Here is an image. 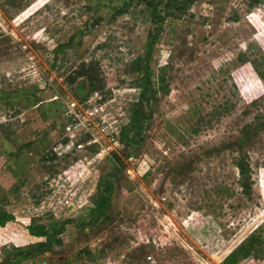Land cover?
Here are the masks:
<instances>
[{
	"label": "rangeland",
	"instance_id": "rangeland-1",
	"mask_svg": "<svg viewBox=\"0 0 264 264\" xmlns=\"http://www.w3.org/2000/svg\"><path fill=\"white\" fill-rule=\"evenodd\" d=\"M170 1L0 0V264H264V0Z\"/></svg>",
	"mask_w": 264,
	"mask_h": 264
},
{
	"label": "trees",
	"instance_id": "trees-1",
	"mask_svg": "<svg viewBox=\"0 0 264 264\" xmlns=\"http://www.w3.org/2000/svg\"><path fill=\"white\" fill-rule=\"evenodd\" d=\"M195 0H172L169 4H167V16H170L172 18L177 17V15L174 12L182 13L186 10L187 7H189ZM173 6V9L170 8V6ZM155 10V9H154ZM173 12H172V11ZM153 42H151L152 44ZM76 78H84L87 82L88 90L90 93L93 92H101L103 86L101 85V81L98 79L97 75L93 72V69L91 65H85L83 64L81 66V71L76 73L75 76L71 79V82H73ZM146 89L143 87V89L140 92V97L142 100H145L146 97ZM147 100V99H146ZM140 113V117L132 116V121L135 123L139 120H141V117L144 118V113L142 108L138 109L137 111ZM137 114V113H136ZM236 169L238 170L243 183V186H247L245 183L247 178V173L249 172V165L245 163L242 159L238 161L236 164ZM110 188H108L107 192L109 193ZM104 205H101L99 207L98 211L102 214L104 210ZM9 216L6 213L0 214V225H3L6 221L9 220ZM28 231L30 235L35 237H44L47 236V233L44 231H33L32 229L28 228ZM256 242V238L251 236L246 242L241 243L237 249L232 250L224 259L223 264H235L237 260V255L240 254L242 258L248 257L250 255V249L253 247L254 243Z\"/></svg>",
	"mask_w": 264,
	"mask_h": 264
}]
</instances>
